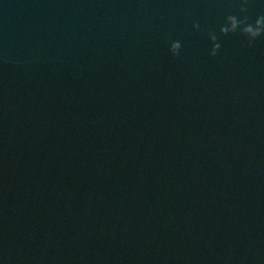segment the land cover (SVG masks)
Here are the masks:
<instances>
[{"label":"water","instance_id":"water-1","mask_svg":"<svg viewBox=\"0 0 264 264\" xmlns=\"http://www.w3.org/2000/svg\"><path fill=\"white\" fill-rule=\"evenodd\" d=\"M240 2L0 0V264H264V32H219Z\"/></svg>","mask_w":264,"mask_h":264},{"label":"clouds","instance_id":"clouds-1","mask_svg":"<svg viewBox=\"0 0 264 264\" xmlns=\"http://www.w3.org/2000/svg\"><path fill=\"white\" fill-rule=\"evenodd\" d=\"M239 9L241 14L235 12H227L223 20L224 22L219 24L220 33L229 32H239L245 37L241 43L251 45L253 39L260 33L264 32V13H257L254 19H250L247 14H245L246 0H241L239 4ZM192 27L194 29L200 28L198 21L192 22ZM208 39L211 41V47L209 53L214 55L217 49L220 48V41L217 37V32L215 29H208L207 31ZM182 43L178 38H172L168 40V49L173 54H176L181 49Z\"/></svg>","mask_w":264,"mask_h":264}]
</instances>
